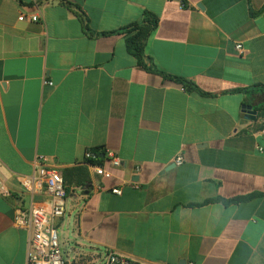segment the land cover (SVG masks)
Wrapping results in <instances>:
<instances>
[{"label":"crops","instance_id":"obj_1","mask_svg":"<svg viewBox=\"0 0 264 264\" xmlns=\"http://www.w3.org/2000/svg\"><path fill=\"white\" fill-rule=\"evenodd\" d=\"M181 1L0 0V264L27 262L14 210L50 203L21 183L40 156L64 180L70 264H264V0ZM145 12L148 68L121 30Z\"/></svg>","mask_w":264,"mask_h":264},{"label":"built area","instance_id":"obj_2","mask_svg":"<svg viewBox=\"0 0 264 264\" xmlns=\"http://www.w3.org/2000/svg\"><path fill=\"white\" fill-rule=\"evenodd\" d=\"M180 1L179 7H183L184 3ZM40 13L34 12L30 19L32 21L40 20ZM236 49L243 53L241 44H236ZM85 159L93 158V152L86 150ZM108 162L112 166L120 165V159L113 154L107 152ZM40 167L37 172L23 176L21 183L29 192L43 191L49 197L48 206L43 204H31L26 208L18 207L14 210L12 217L13 224L24 229L28 234V251L26 264H70L63 255L58 241L56 230V220L65 212L66 189L61 172L53 166L46 163L43 156L39 158ZM183 162L182 156H177L174 163L179 165ZM138 169V168H136ZM94 172L98 175L109 177L110 171L99 165L94 167ZM130 184L137 187V182L130 181ZM122 184L111 189L112 193L121 194ZM99 264H160L157 262H148L143 260H133L115 252L109 251L100 261ZM185 264H193L187 262Z\"/></svg>","mask_w":264,"mask_h":264},{"label":"trees","instance_id":"obj_3","mask_svg":"<svg viewBox=\"0 0 264 264\" xmlns=\"http://www.w3.org/2000/svg\"><path fill=\"white\" fill-rule=\"evenodd\" d=\"M80 18L83 25L86 27V18L85 16L80 13ZM157 24V18L155 15L145 12L143 19L140 22H133L128 26L122 28L121 30L126 33V47L129 52L137 59L138 63L142 66L146 67L143 58H144V46L146 44L147 38L149 37L152 30L155 28ZM163 75L167 77H171L175 79L177 82H180L184 85H187L189 88L197 89L196 86L191 84L190 82L184 80L181 77L177 76H170L162 72ZM259 88L264 92V87L260 86H253V88ZM261 107H264V102ZM90 163L95 162V157L88 160ZM237 200V199H236Z\"/></svg>","mask_w":264,"mask_h":264},{"label":"water","instance_id":"obj_4","mask_svg":"<svg viewBox=\"0 0 264 264\" xmlns=\"http://www.w3.org/2000/svg\"><path fill=\"white\" fill-rule=\"evenodd\" d=\"M242 112H244L245 117L249 119H253L256 113V111L252 109L251 105H243Z\"/></svg>","mask_w":264,"mask_h":264},{"label":"rangeland","instance_id":"obj_5","mask_svg":"<svg viewBox=\"0 0 264 264\" xmlns=\"http://www.w3.org/2000/svg\"><path fill=\"white\" fill-rule=\"evenodd\" d=\"M56 230H57L58 241H59V245H60V248H61V251H62V255L65 258L64 248H63L62 243H61V235H62V232H61V229L58 228V227L56 228Z\"/></svg>","mask_w":264,"mask_h":264}]
</instances>
